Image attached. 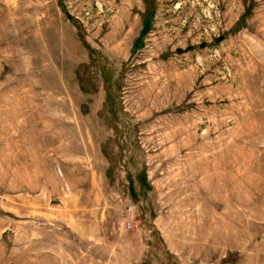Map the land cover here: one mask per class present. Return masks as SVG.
Instances as JSON below:
<instances>
[{
  "label": "rangeland",
  "instance_id": "1",
  "mask_svg": "<svg viewBox=\"0 0 264 264\" xmlns=\"http://www.w3.org/2000/svg\"><path fill=\"white\" fill-rule=\"evenodd\" d=\"M0 264H264V0H0Z\"/></svg>",
  "mask_w": 264,
  "mask_h": 264
},
{
  "label": "trees",
  "instance_id": "2",
  "mask_svg": "<svg viewBox=\"0 0 264 264\" xmlns=\"http://www.w3.org/2000/svg\"><path fill=\"white\" fill-rule=\"evenodd\" d=\"M149 27H144V32L148 31Z\"/></svg>",
  "mask_w": 264,
  "mask_h": 264
}]
</instances>
